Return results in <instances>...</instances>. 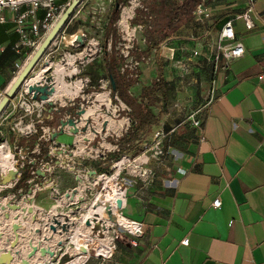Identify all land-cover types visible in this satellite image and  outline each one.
Listing matches in <instances>:
<instances>
[{
	"label": "crops",
	"instance_id": "obj_1",
	"mask_svg": "<svg viewBox=\"0 0 264 264\" xmlns=\"http://www.w3.org/2000/svg\"><path fill=\"white\" fill-rule=\"evenodd\" d=\"M254 1L261 19L254 20L252 30H246L237 18L246 9V0H205L209 18L203 23L192 19L159 50L157 56L167 83L172 78L168 62L171 57L185 62L192 77L201 79L202 108L197 116L175 121L163 115L162 123L158 122L155 136H165L162 141L167 143L169 162L155 164L153 169L159 172L156 177L142 178L138 188H130L121 210L128 228L122 230L135 233L139 229L137 222L143 226L137 246L130 245L125 237L115 242L111 258L88 264H264V80L258 79L264 73V0ZM82 6L75 9L32 71L31 78L41 83L51 81L54 92L50 102L76 96L81 88L79 80L68 84L66 78L79 72L74 65L76 56L67 51L72 43V48L81 45L76 46L74 41H83L84 35L78 34L83 27L71 32L67 28ZM3 15L6 21L0 23V100L31 57L26 48L14 51L19 35L14 31L13 13L4 11ZM227 21H232L244 55L222 69L221 61L214 63L213 58L221 57L217 37ZM141 42L143 47L139 49L143 50V36ZM56 56L61 61H52ZM151 56L157 68L155 52ZM25 88L20 87L0 112V131L8 119L22 125L23 119L36 118V113L16 108ZM26 97L32 99L28 94ZM192 120L199 126L195 127ZM127 127L128 124L124 133ZM216 198L220 206L213 208ZM184 239L188 241L186 245L182 244Z\"/></svg>",
	"mask_w": 264,
	"mask_h": 264
},
{
	"label": "rangeland",
	"instance_id": "obj_2",
	"mask_svg": "<svg viewBox=\"0 0 264 264\" xmlns=\"http://www.w3.org/2000/svg\"><path fill=\"white\" fill-rule=\"evenodd\" d=\"M63 1L57 0L58 3ZM159 1L129 0L127 6L121 9L116 24L117 34L121 39L124 32H127L130 42L142 49L140 28L129 26V21L137 8L158 5ZM82 4L81 13L76 11L78 16L67 28L71 32L83 27L78 32L79 35H84L81 45L72 48L74 43L71 47L69 43L70 49L67 51L69 55L76 56L74 65L79 72L66 78L68 84L79 80L81 88L76 96L63 98L58 102L60 104L53 100L37 108V113L41 114L43 108L49 105L66 106L71 102L78 108L77 115H63L61 124L53 131L50 130L58 133L49 141L48 154L51 159L40 162L37 169L39 173L36 171L40 177L26 190H14L13 185L18 179V170L23 162L34 151L37 153L38 147L36 144L32 145V140L22 138L35 134V127L41 123L37 121V117L33 121L23 119L22 125H15L16 121L8 119L1 126L0 148L10 153L12 168L6 171L0 168V264H65L77 254L72 239L82 235L90 236L94 243L81 250L84 254L89 253V250L91 252L90 259L85 264L102 260L95 257V245L105 242L112 246L110 241L114 239V231L121 233L120 228L114 226L103 237H99L88 226L86 215L93 210L91 206L96 195L105 193L104 179L110 178L117 186H121L126 204L130 188H138L143 183L142 178L148 180L156 177L159 172L153 169L155 164L169 162L170 154L165 151L167 143L159 135L155 136L163 115L177 121L188 115L197 116L198 110L202 108L200 100L204 86H201V79L198 76L192 77L185 62L179 63L171 57L168 60L171 63L169 74L172 78L167 91V105L164 109L161 104L152 107L158 118L157 124L131 144V149L124 143L116 146L114 143L124 133L129 118L123 112L128 111L126 106L117 97V105L110 101L109 79L102 61L103 32L113 0H83ZM125 9L129 14L123 19ZM126 44V41L119 42L111 49L108 43L107 53L110 59L124 51ZM129 60L127 58V62ZM52 61L59 62L61 59L56 56ZM138 67V79L141 83L150 84L156 78L157 68L152 56L140 62ZM52 71L53 68L48 71V76ZM128 78H131V74H128ZM138 88L140 84L131 87L132 96L139 94ZM102 97L106 102H103ZM69 121L74 126L69 125ZM39 139L47 141L49 138L41 135ZM134 148L143 149V152L136 156ZM158 150L163 155H159ZM122 212L123 219L125 215ZM122 222L124 223V219ZM125 236L128 238V235ZM116 241L119 240L113 242Z\"/></svg>",
	"mask_w": 264,
	"mask_h": 264
},
{
	"label": "trees",
	"instance_id": "obj_3",
	"mask_svg": "<svg viewBox=\"0 0 264 264\" xmlns=\"http://www.w3.org/2000/svg\"><path fill=\"white\" fill-rule=\"evenodd\" d=\"M199 2L200 0H160L158 5L137 8L134 17L129 21V25L140 26L145 48L140 50L137 45L133 44V48L130 51L132 60L145 61L153 52L157 56L161 47L175 38L180 28L192 21V11ZM128 3L129 0H113L112 10L108 15L103 32L102 56L104 68L109 79L110 101L117 105V100L119 99L128 110L123 111L126 117L129 118L126 132L114 144L124 143L129 146L138 140L140 134L157 124L158 118L153 113L152 107L156 106V104H161L163 109L166 107L169 83L163 77V65L158 57L159 55L156 58L157 76L150 84H141L139 81V67L133 70L125 68L121 72L120 68L124 64L125 59L120 53H117L116 58L108 59L107 44L109 43L111 49H113L121 42L120 35L117 34L116 24L119 20L121 9L127 6ZM116 5L118 6L117 9L115 8ZM128 74H131V78H128ZM111 79L113 83H111ZM134 84H141L140 92L137 96H132L129 93L130 87ZM115 97L118 99H115ZM74 101L76 102L77 99H74ZM77 109L75 103L71 104V102L66 106L53 107L49 105L43 108L41 113L42 123L35 127V134L22 138V140H32V145H37L38 152H33L23 162L22 167L18 170V179L13 185L14 190H26L32 182L39 179L40 176L36 174V171L40 162L51 159L48 154L49 141L58 133L50 132L49 139L45 141V139H39L42 135L40 127L55 128L61 124L63 115L75 116L77 115ZM133 152L137 156L143 152V149L136 148Z\"/></svg>",
	"mask_w": 264,
	"mask_h": 264
},
{
	"label": "built area",
	"instance_id": "obj_4",
	"mask_svg": "<svg viewBox=\"0 0 264 264\" xmlns=\"http://www.w3.org/2000/svg\"><path fill=\"white\" fill-rule=\"evenodd\" d=\"M72 0H67L62 3H58L57 0H0V23H4L6 21L3 12L10 11L13 13V24L14 31L19 35L18 42L14 45L13 49L16 53H19L22 48H26L29 50V55L37 50L41 42L47 36V34L51 31L55 23L58 21L60 16L63 14L65 9L71 3ZM137 0H133L135 2ZM83 0H78L79 7L82 4ZM246 9L241 13L237 18L241 19L244 23L246 30L250 31L254 28V20L259 21L261 18L255 11V1L254 0H246ZM41 12V16L39 15ZM95 14V12H93ZM192 19L197 23H203L205 20L209 18V9L205 6V0H200V2L196 5L194 10L192 11ZM131 20V19H130ZM130 26V25H129ZM140 28V26H138ZM141 30V28H140ZM121 38V36H120ZM122 39L127 42L124 45V51L120 52V54L124 57L125 62L120 68L122 72L125 68L129 70H133L138 67L140 62L143 61H133L130 56V51L133 48V42L131 43L130 35L127 32H124L122 35ZM121 42H124L122 41ZM75 45L79 46L82 40L75 39ZM217 50L221 53L220 56H215L213 58V62L217 63L221 61L220 67L222 69L227 68L228 64L237 58H240L244 55V47L241 41L237 40L235 37V31L232 24V21H227L221 28L217 37ZM127 58H130L129 62H127ZM259 80H264V73L258 76ZM24 87V86H22ZM29 95V94H28ZM27 92L26 88L23 93L19 94V100L16 104V108H21L26 111H30L32 113H36V117L39 118L38 122L42 123L41 115L38 112V107H42L43 104L47 103V101L40 100V103H36L35 100H32L26 97ZM31 96V95H30ZM11 101V100H9ZM40 104V105H39ZM55 109V108H54ZM193 125L195 127L199 126V122L196 120H192ZM42 130L43 137L47 135L49 137L50 130L53 131L54 128L50 129L46 126L40 127ZM36 132V130H34ZM165 136L161 135V139ZM46 140V139H45ZM35 152V151H34ZM38 152V151H37ZM159 155H163L161 150H158ZM181 174H184V171L180 170ZM117 184V183H116ZM118 185V184H117ZM121 188V186H118ZM126 191V190H125ZM220 206V200L218 198L212 201V207L218 208ZM137 224L141 227V229L137 230L135 233H131L126 230L119 229L121 231L115 232L114 239L110 241L112 245V251L109 255H97L96 258H101L102 260H107L111 258L114 253L115 248V240H122L125 238V235H128V242L132 246H137L139 239L142 237L143 226L141 223L137 222ZM110 230H108L109 232ZM123 233V234H122ZM125 234V235H124ZM187 239L182 241V244H187ZM91 256V252L89 250V255L84 261L85 264Z\"/></svg>",
	"mask_w": 264,
	"mask_h": 264
},
{
	"label": "bare ground",
	"instance_id": "obj_5",
	"mask_svg": "<svg viewBox=\"0 0 264 264\" xmlns=\"http://www.w3.org/2000/svg\"><path fill=\"white\" fill-rule=\"evenodd\" d=\"M126 13L128 12L125 9L122 14L123 19L126 17ZM35 79L36 77H30L27 83H34L35 81H38ZM64 84L68 87L66 82H64ZM0 168L4 171L12 168L11 155L7 150L2 148H0ZM104 192L105 193H99L96 195L91 206L93 207V210L89 211L86 215L88 218L87 220H89L88 226L90 229L94 230L96 235L99 237H103L105 232L109 228L112 229L114 226L120 229H128L127 226L121 221L122 214L120 212L125 205L124 192L110 178L104 179ZM136 226L138 225L136 224ZM139 229H141L140 226ZM72 241L75 245L77 254L73 260L65 264H83L89 253H81V250L87 248L88 245L93 246V240L90 238V236L82 235L81 237L78 236L77 238L72 239ZM95 249L97 255L107 256L111 253L112 246H110L109 243L107 244L102 242L95 245Z\"/></svg>",
	"mask_w": 264,
	"mask_h": 264
},
{
	"label": "water",
	"instance_id": "obj_6",
	"mask_svg": "<svg viewBox=\"0 0 264 264\" xmlns=\"http://www.w3.org/2000/svg\"><path fill=\"white\" fill-rule=\"evenodd\" d=\"M78 5V0H72L71 3L68 5V7L65 9L63 14L60 16L58 21L55 23L51 31L47 34V36L44 38V40L41 42L37 50L32 54L26 65L23 67L11 87L8 89V91L4 94L2 99L0 100V112L3 110V108L7 105L9 100H11L16 93V91L22 87H26L27 94L31 95L32 99L34 100H42V101H49V96L52 95L54 92V87L50 83L51 81H44V83H41L39 80L35 81L34 83H27L28 79L32 76V71L34 69V66L48 47V45L52 42L54 37L57 35V33L60 31L62 26L65 24V22L69 19V17L72 15V12ZM115 8L117 9L118 6L116 5ZM111 83H113L111 79ZM69 125L74 126V123L72 121H69ZM76 130V128L74 129ZM37 173H39L37 171Z\"/></svg>",
	"mask_w": 264,
	"mask_h": 264
}]
</instances>
